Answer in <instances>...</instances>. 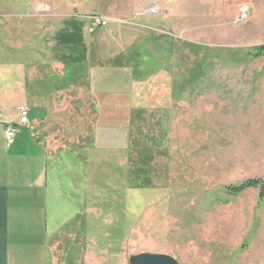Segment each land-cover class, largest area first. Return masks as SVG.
I'll return each mask as SVG.
<instances>
[{
	"label": "rangeland",
	"instance_id": "obj_1",
	"mask_svg": "<svg viewBox=\"0 0 264 264\" xmlns=\"http://www.w3.org/2000/svg\"><path fill=\"white\" fill-rule=\"evenodd\" d=\"M59 11L74 16L76 29L58 35L74 63L86 60L85 22L98 28L85 31L89 48L97 37L93 49L120 54L93 70L101 118L77 120L70 109L60 127L76 142L96 130L85 145L90 175L79 172L92 198L75 202L74 219L92 247L70 240L55 264L82 252L75 264H130L141 253L264 264V199L257 188L225 190L264 177V54L251 51L264 45V0H59ZM97 187L99 216L87 211Z\"/></svg>",
	"mask_w": 264,
	"mask_h": 264
},
{
	"label": "crops",
	"instance_id": "obj_2",
	"mask_svg": "<svg viewBox=\"0 0 264 264\" xmlns=\"http://www.w3.org/2000/svg\"><path fill=\"white\" fill-rule=\"evenodd\" d=\"M75 29L74 16L59 11V0H0V109L6 121H17L19 106L29 111V123L19 128L13 142L6 140L0 122V264H55V255L60 248L61 255L66 253L70 240L82 249L92 247L87 232L80 231V218L76 224L74 219L82 213L75 202L84 208V199L92 198L91 178L80 182L79 172L90 175L85 145L94 142L96 130L82 132L76 142L66 141L70 133L60 127L70 109L77 120L101 118L100 82L93 70L105 59L100 56L114 59L120 53L93 49L95 42L103 43L97 37L90 38V49L85 31L96 33L98 28L85 22L86 60L74 63L77 54L61 48L58 35ZM63 180L73 192L80 191L78 201L67 197ZM100 199L97 187L89 213L100 215L95 203Z\"/></svg>",
	"mask_w": 264,
	"mask_h": 264
},
{
	"label": "built area",
	"instance_id": "obj_3",
	"mask_svg": "<svg viewBox=\"0 0 264 264\" xmlns=\"http://www.w3.org/2000/svg\"><path fill=\"white\" fill-rule=\"evenodd\" d=\"M97 25L103 24L104 20L100 17L95 18ZM29 112L26 107H19L17 121H6L4 112L0 109V122L4 124L5 138L8 142H13L16 134L21 126H26L29 123Z\"/></svg>",
	"mask_w": 264,
	"mask_h": 264
},
{
	"label": "trees",
	"instance_id": "obj_4",
	"mask_svg": "<svg viewBox=\"0 0 264 264\" xmlns=\"http://www.w3.org/2000/svg\"><path fill=\"white\" fill-rule=\"evenodd\" d=\"M252 53L256 56L264 54V45L256 46L251 49ZM249 188H257L259 197L264 199V177L249 178L238 184L228 185L225 190L230 195H238Z\"/></svg>",
	"mask_w": 264,
	"mask_h": 264
},
{
	"label": "water",
	"instance_id": "obj_5",
	"mask_svg": "<svg viewBox=\"0 0 264 264\" xmlns=\"http://www.w3.org/2000/svg\"><path fill=\"white\" fill-rule=\"evenodd\" d=\"M130 264H179L171 256L156 253H141L132 255L129 259Z\"/></svg>",
	"mask_w": 264,
	"mask_h": 264
}]
</instances>
